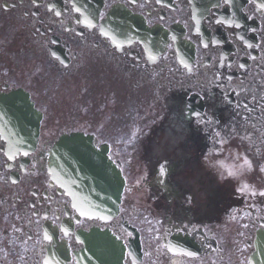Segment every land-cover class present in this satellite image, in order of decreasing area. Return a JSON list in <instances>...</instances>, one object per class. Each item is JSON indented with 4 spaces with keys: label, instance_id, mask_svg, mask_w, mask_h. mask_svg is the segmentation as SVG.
Instances as JSON below:
<instances>
[{
    "label": "flooded vegetation",
    "instance_id": "obj_1",
    "mask_svg": "<svg viewBox=\"0 0 264 264\" xmlns=\"http://www.w3.org/2000/svg\"><path fill=\"white\" fill-rule=\"evenodd\" d=\"M13 116L30 145L5 133ZM73 135L125 178L107 222L49 172ZM261 167L264 0H0V264H78L92 227L124 242V264H249Z\"/></svg>",
    "mask_w": 264,
    "mask_h": 264
},
{
    "label": "water",
    "instance_id": "obj_2",
    "mask_svg": "<svg viewBox=\"0 0 264 264\" xmlns=\"http://www.w3.org/2000/svg\"><path fill=\"white\" fill-rule=\"evenodd\" d=\"M21 117H15L11 125L24 126ZM24 137L30 134L24 130ZM72 141L65 139L52 151L49 167L54 179L72 196L80 212L100 216L107 220L119 212L125 180L103 151L79 147L64 148ZM77 145L88 141L74 138ZM84 248L76 253L79 264H123L125 246L112 232L98 228L81 231ZM250 264H264V244L261 242Z\"/></svg>",
    "mask_w": 264,
    "mask_h": 264
},
{
    "label": "snow or ice",
    "instance_id": "obj_3",
    "mask_svg": "<svg viewBox=\"0 0 264 264\" xmlns=\"http://www.w3.org/2000/svg\"><path fill=\"white\" fill-rule=\"evenodd\" d=\"M77 11H79V9H77ZM57 15H59V13H57ZM251 47V45H249ZM198 115V114H197ZM25 155H27V153H25ZM11 158V157H9ZM244 166H247V168L249 170L252 169L253 165H252V162L247 158L245 157L244 158V164L241 166V167H244ZM260 171H264V167H261L260 168ZM230 176H235L236 175V172L232 171V170H229V173H228ZM249 186L248 185H244V188L242 189L243 190H246ZM252 195H256L255 192H252ZM259 195L261 196H264V192H260ZM75 207V205H74ZM82 215H84L85 213L81 212ZM45 239H51V237L45 235ZM188 255H193L192 253H188Z\"/></svg>",
    "mask_w": 264,
    "mask_h": 264
}]
</instances>
